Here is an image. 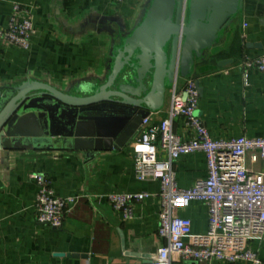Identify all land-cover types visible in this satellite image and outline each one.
<instances>
[{
  "label": "crops",
  "instance_id": "crops-1",
  "mask_svg": "<svg viewBox=\"0 0 264 264\" xmlns=\"http://www.w3.org/2000/svg\"><path fill=\"white\" fill-rule=\"evenodd\" d=\"M152 2L0 0V25L8 24L16 3L33 8L35 23L30 50L0 41V90L39 83L78 97L100 93L124 41L141 24ZM261 57L264 0H243L214 47L196 59L192 70L179 71L174 87L167 91L164 108L150 114L153 122L159 124L167 118L174 91L182 94L187 81L194 79L200 92L198 115L213 138H264V73L244 67L246 59ZM140 70L138 62L124 55L114 89L129 93L126 87L135 86L147 92L153 71ZM174 130L190 137L182 120L175 123ZM135 142L120 150L100 152L90 160L76 151L0 148V264H148L165 243L159 236L160 183L138 180ZM159 154L167 158L165 152ZM248 167L264 175V157L259 156L257 162L249 158ZM175 169L181 189L208 177L202 153L181 157ZM36 173L51 180L58 196L77 199L62 228L41 224L37 218L38 187L32 181ZM117 193H148L150 197L133 204L132 218L125 219L108 199ZM180 216L192 221L194 234L207 233L210 214L206 204L194 202ZM250 247L264 264V243L252 241ZM173 264L222 263L173 256Z\"/></svg>",
  "mask_w": 264,
  "mask_h": 264
},
{
  "label": "built area",
  "instance_id": "built-area-1",
  "mask_svg": "<svg viewBox=\"0 0 264 264\" xmlns=\"http://www.w3.org/2000/svg\"><path fill=\"white\" fill-rule=\"evenodd\" d=\"M34 34L33 8L14 4L8 24L0 25V41L7 46L30 50ZM244 67L264 73V57L246 59ZM199 104L197 81L189 79L182 94L174 91L167 118L155 124L149 115L135 139L138 180L160 183L159 236L165 243L148 264H173V256L200 263L262 264L250 243H264V175L253 173L248 159L257 162L259 156L264 157V138H213L198 115ZM178 120H182L190 137L175 132ZM160 151L167 154L166 159L160 157ZM195 153L205 155L208 177L197 180L189 189H181L175 162ZM32 181L38 187L35 212L39 222L62 228L77 199L58 196L44 174L36 173ZM149 197L148 193H117L109 195L108 199L117 213L130 219L133 204ZM194 202L204 203L209 209V228L205 234H194L192 221L180 216V212Z\"/></svg>",
  "mask_w": 264,
  "mask_h": 264
},
{
  "label": "water",
  "instance_id": "water-1",
  "mask_svg": "<svg viewBox=\"0 0 264 264\" xmlns=\"http://www.w3.org/2000/svg\"><path fill=\"white\" fill-rule=\"evenodd\" d=\"M242 1L153 0L141 24L124 41L98 94L72 96L39 83L0 90V148L76 151L87 160L123 149L137 139L144 119L164 108L179 71L192 70L196 59L214 47ZM124 55L140 64V72L153 71L147 92L135 86L126 87L129 93L114 89Z\"/></svg>",
  "mask_w": 264,
  "mask_h": 264
}]
</instances>
